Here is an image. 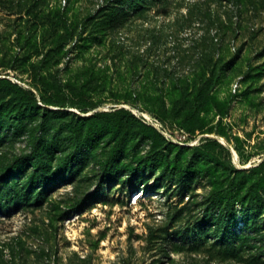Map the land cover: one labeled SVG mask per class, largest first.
Instances as JSON below:
<instances>
[{
  "label": "rangeland",
  "instance_id": "obj_1",
  "mask_svg": "<svg viewBox=\"0 0 264 264\" xmlns=\"http://www.w3.org/2000/svg\"><path fill=\"white\" fill-rule=\"evenodd\" d=\"M257 226L264 0H0V264H264Z\"/></svg>",
  "mask_w": 264,
  "mask_h": 264
},
{
  "label": "trees",
  "instance_id": "obj_2",
  "mask_svg": "<svg viewBox=\"0 0 264 264\" xmlns=\"http://www.w3.org/2000/svg\"><path fill=\"white\" fill-rule=\"evenodd\" d=\"M92 118H95V115L92 116ZM66 166H68V164H65ZM190 171V167H185L183 169H180L179 170V173L180 175L182 174H188V172ZM236 173L238 171H235ZM217 198L214 197V199H216L218 202H221V198L219 197V194L218 193H214V196H217ZM211 197V196H210ZM209 199L206 198L205 200V203L206 205L209 204ZM237 194L236 196L232 199V203L235 204L237 202ZM214 204V203H213ZM212 203L209 204L208 208H211L210 206L213 205ZM198 207L201 206V204H197ZM203 205V204H202ZM233 213H234V210L231 211V215L229 214V217L228 219L226 220L222 214H215V215H212L211 217V224L212 226L214 227V230H212V234L218 239L221 241L222 243V246L225 248V247H230V243L231 242V237L232 236H238L239 232L237 231H233L231 230V224H232V221H233ZM264 230V228H261V226H257L255 227L252 231H250L252 234H259L261 233L262 231ZM233 247V245H231Z\"/></svg>",
  "mask_w": 264,
  "mask_h": 264
},
{
  "label": "bare ground",
  "instance_id": "obj_3",
  "mask_svg": "<svg viewBox=\"0 0 264 264\" xmlns=\"http://www.w3.org/2000/svg\"><path fill=\"white\" fill-rule=\"evenodd\" d=\"M137 198V197H136Z\"/></svg>",
  "mask_w": 264,
  "mask_h": 264
}]
</instances>
